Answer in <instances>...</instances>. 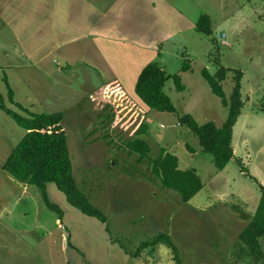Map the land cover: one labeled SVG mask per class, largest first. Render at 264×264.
I'll return each mask as SVG.
<instances>
[{
  "label": "rangeland",
  "instance_id": "rangeland-1",
  "mask_svg": "<svg viewBox=\"0 0 264 264\" xmlns=\"http://www.w3.org/2000/svg\"><path fill=\"white\" fill-rule=\"evenodd\" d=\"M70 4L76 6L77 18L85 15L96 24L105 17L114 32L136 27L146 40L155 35L149 50L132 43H93V49V37L80 41L71 32L70 47H76L72 57L80 56L72 59L75 64L58 55L46 60V66L22 57L18 33L29 51L37 52L38 24L46 21L50 27L53 6ZM81 5L87 6L86 13ZM203 15L210 17V35L196 30ZM5 22L24 31L10 34ZM127 22L126 28H118ZM0 39V93L6 106L24 117L63 114L73 178L108 219L103 224L82 214L51 183L48 196L63 210L61 219L37 187L3 169L26 130L0 109V130L6 136L0 137V264H176L164 244L138 253L142 243L159 235L171 237L181 264L254 260L240 236L253 221L264 186V0H0ZM86 43L94 50L87 56L80 52ZM6 51L11 58L4 56ZM150 62L159 63L171 77L164 91L175 113L151 110L136 99L130 78L139 65ZM185 63L190 65L187 72L182 71ZM106 64L119 69L124 87ZM221 68L243 72L244 102L233 129L235 157L223 171L179 121L190 114L200 125L221 127L226 122L229 110L202 73L215 76ZM175 76L185 91L177 90ZM234 77L229 72L221 83L227 98ZM10 93L23 108L12 103ZM144 124L148 132L140 136ZM138 137L150 145L146 157L127 149ZM164 152L178 157L180 169H196L201 177L204 188L191 202L163 188L152 174V162ZM24 220L39 227L24 229Z\"/></svg>",
  "mask_w": 264,
  "mask_h": 264
},
{
  "label": "trees",
  "instance_id": "trees-1",
  "mask_svg": "<svg viewBox=\"0 0 264 264\" xmlns=\"http://www.w3.org/2000/svg\"><path fill=\"white\" fill-rule=\"evenodd\" d=\"M251 2L253 0H247ZM196 30L199 33L210 35L212 33L211 20L208 15L201 16L197 23ZM190 70V65L183 66L182 71ZM229 72H234V85L231 96L226 97L222 81ZM203 77L210 84L215 95L222 99V102L229 110L226 122L217 126L214 122L200 125L190 114L179 118L181 126L187 127L199 139L202 151L214 158L216 168L223 171L234 159L233 129L244 107L242 100V79L241 70H230L221 68L215 76L207 70H203ZM168 76L164 68L157 62H150L140 73L135 93L151 110L161 113H175L176 108L171 98L165 93ZM176 88L179 92L185 91L180 76H175ZM12 96L11 93L9 94ZM12 100V97H11ZM12 103L23 108L19 103ZM0 108L6 112L21 128L26 130L25 136L17 145L13 153L6 159L3 169L10 173L26 186L37 187L43 196L47 207L57 213L60 218L64 217L63 210L50 201L47 187L49 184H56L62 191L69 204L77 208L82 214L96 218L106 224L108 219L100 210L94 207L88 197L83 193L73 178V164L70 150L68 148V136L62 126V113H41L24 117L14 110L8 108L4 97L0 94ZM264 110V107H261ZM148 132V126L139 130L138 135ZM127 149L142 157L148 156L151 151L150 145L140 137L127 143ZM152 174L160 181L165 189L177 192L184 203H189L203 188V182L196 169L182 170L179 168V159L172 153H162L161 156L152 162ZM262 197L258 210L253 221L243 231L240 240L249 247V253L256 259H264L261 249L260 238L264 237V186L261 185ZM166 245L172 249L176 264H181L179 250L168 235H159L154 240L141 244L138 253L148 248H156Z\"/></svg>",
  "mask_w": 264,
  "mask_h": 264
},
{
  "label": "crops",
  "instance_id": "crops-1",
  "mask_svg": "<svg viewBox=\"0 0 264 264\" xmlns=\"http://www.w3.org/2000/svg\"><path fill=\"white\" fill-rule=\"evenodd\" d=\"M54 4H56V1L54 2ZM82 6H84V10L86 13L87 6L81 5V7ZM62 13H64V16L62 15ZM76 14H77V8L74 4H70L69 6L54 5L51 11V16H50V19H51L50 27L44 24L46 21H43V23L38 24L40 35L38 38H36V44L33 42V44L36 45L35 50L37 52H30L28 49V42L25 40L23 35H20L18 33V38H16V43L20 47L21 56L25 57L26 59L30 61L35 60L34 61L35 63L46 66L47 64L46 60H49L54 55H58L59 57H63L66 60H71V61H68V63H71L73 65L76 62H74V60L72 59H76L80 56L72 57L71 52H74L76 47H70V43L73 41V39H71L68 34L71 32L76 34L77 35L76 38H78L80 41H83L86 39L91 40V38L93 37L94 38L92 42L93 49H94L93 43H98L101 45L102 43H106V44L114 43L119 46L123 44H127V43L128 44L132 43L133 46L135 47H138V48L144 47L145 49L149 50L150 43L155 37V35H151V37L148 40H146L143 34L139 30H137L136 27L134 28L128 27L127 30H123V32L117 33V32H114L113 30H109L110 26L107 22V18L105 17L102 18L101 22H96V24H93L92 22H90L91 20L88 21L87 18H85V15H82L80 18H77ZM111 17H112V14L110 13V19ZM128 24L129 22H127L125 26H120L118 28L124 29L128 26ZM4 25H5V29L10 34L12 33L13 35H16L18 30L24 31L23 28H21L20 26L16 27L13 24H10L7 22H5ZM156 36L162 38L163 40L168 39L167 37H169V36L165 37L162 35H156ZM3 40H5V43H7V39L3 38ZM0 44H4L2 39H0ZM141 44H143V47H141ZM64 49L66 50L63 51ZM93 51L94 50H92L91 52L90 44L86 43L85 51H80V52H83L84 55L87 56L88 53L92 54ZM62 52H64V55L61 54ZM4 56H6V58H11L12 55H10V52L6 51L4 52ZM54 62H56L55 59H54ZM146 65L144 64L143 67H140L139 65V67L137 68V71L133 72V75L130 78L133 84V88H132L133 92H135V86H136L138 77ZM105 66H107V68L110 69V71L114 75L113 77L118 81V83L122 84V86L124 87L125 82H123V78L120 76L118 72L119 69L114 64H112V67H110L108 64H106ZM113 66H115L116 68ZM136 99H138L142 103V101L140 100V98H138V96L136 97ZM1 122L2 121L0 118V124ZM0 131H1L0 137L2 136L3 139H6V136L4 135L5 133L4 128H2ZM28 187H31V186H28ZM24 221L25 223L22 222L24 229L31 230V229H35L39 227L38 226L39 223H38L34 228H31L35 224L29 222L28 220H24ZM259 241L261 244V249L264 253V237L260 238ZM229 263H231L229 260L225 262V264H229ZM233 264H235V262ZM239 264H264V259L257 260L256 258H254V260H246L244 262H240Z\"/></svg>",
  "mask_w": 264,
  "mask_h": 264
}]
</instances>
